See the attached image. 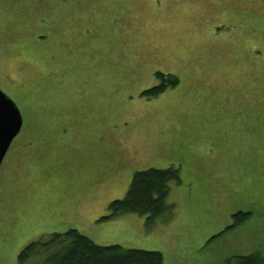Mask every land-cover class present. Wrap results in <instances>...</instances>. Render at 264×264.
Returning a JSON list of instances; mask_svg holds the SVG:
<instances>
[{"label":"rangeland","instance_id":"obj_1","mask_svg":"<svg viewBox=\"0 0 264 264\" xmlns=\"http://www.w3.org/2000/svg\"><path fill=\"white\" fill-rule=\"evenodd\" d=\"M51 6L58 24H36ZM0 89L24 118L0 166V264L69 229L166 264L264 258V0H0ZM171 167L170 219H106L136 172Z\"/></svg>","mask_w":264,"mask_h":264},{"label":"trees","instance_id":"obj_2","mask_svg":"<svg viewBox=\"0 0 264 264\" xmlns=\"http://www.w3.org/2000/svg\"><path fill=\"white\" fill-rule=\"evenodd\" d=\"M158 78L164 77L157 73ZM162 83L142 93L145 96H157L169 86H176L179 79L168 76ZM180 183L181 176L177 168L148 169L136 172L127 195L110 204V214L106 217L135 213L147 216V225L151 226L159 219H170L174 206L168 202L172 183ZM252 212L239 211L234 215L230 230L251 215ZM44 256V264H166L161 252L125 249L120 246H101L76 229L55 232L48 239L28 245L20 254L19 261L24 264L31 258ZM234 264H264V258L258 253L250 256H236Z\"/></svg>","mask_w":264,"mask_h":264},{"label":"water","instance_id":"obj_3","mask_svg":"<svg viewBox=\"0 0 264 264\" xmlns=\"http://www.w3.org/2000/svg\"><path fill=\"white\" fill-rule=\"evenodd\" d=\"M23 123V114L17 103L0 89V166Z\"/></svg>","mask_w":264,"mask_h":264},{"label":"crops","instance_id":"obj_4","mask_svg":"<svg viewBox=\"0 0 264 264\" xmlns=\"http://www.w3.org/2000/svg\"><path fill=\"white\" fill-rule=\"evenodd\" d=\"M153 1V0H152ZM50 2H51V0H50ZM51 5V4H50ZM60 5V7H56V8H62L63 7V5L60 3L59 4ZM62 6V7H61ZM157 7H158V5H157ZM56 8H53L52 6L51 7H49V9H47L48 10V17H49V20H45V19H43L41 22H37L36 24H44V25H46V24H55V25H57L58 24V18H59V13H57V12H55V9ZM62 14V13H61ZM63 17H65L63 14H62V18ZM39 33L40 34H43V33H47L48 34V37L47 38H49L52 34L50 33V32H48V30L46 29V28H43V29H41L40 31H39ZM46 37V36H45Z\"/></svg>","mask_w":264,"mask_h":264}]
</instances>
